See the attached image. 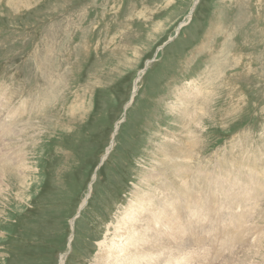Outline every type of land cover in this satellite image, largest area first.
<instances>
[{"label": "rangeland", "instance_id": "rangeland-1", "mask_svg": "<svg viewBox=\"0 0 264 264\" xmlns=\"http://www.w3.org/2000/svg\"><path fill=\"white\" fill-rule=\"evenodd\" d=\"M196 1L0 0V264H97L178 143L188 229L145 264H264V0Z\"/></svg>", "mask_w": 264, "mask_h": 264}, {"label": "bare ground", "instance_id": "bare-ground-1", "mask_svg": "<svg viewBox=\"0 0 264 264\" xmlns=\"http://www.w3.org/2000/svg\"><path fill=\"white\" fill-rule=\"evenodd\" d=\"M197 3H198V0L196 1L195 5ZM194 7H193V9H194ZM190 17H191V14L189 15V18ZM137 81L138 82L140 81V77L138 78ZM138 82L136 83V89H138ZM189 98H191V99H189ZM193 100L194 99L192 97H186L184 95H183V98L180 99L181 105L182 104L185 105L186 101L192 102ZM191 109H190V111H191ZM184 112H185V117L190 115V116H192V118H193L192 120L194 121V119H195L194 113L189 112V110H187V109H185ZM182 117H183V115H182ZM9 124H12V122H9ZM15 124H16V122H15ZM15 124L13 123L12 126H15ZM5 126H6V124H5ZM16 127H19V126H16ZM7 130H9V132H11L12 135L15 133V132L12 133V130L8 125H7ZM16 130H19V129H16ZM18 133H20V135H21L20 130ZM8 135H10V133ZM16 136H19V135L16 134ZM176 136H178V135H176ZM10 142H11V139H10ZM187 144L188 143H186L185 145L183 143L182 144L178 143L177 146H175V147L172 145L171 147H173V149L171 147H170L171 150L168 148V150H170L171 155H169L168 152H164V154L166 155L165 160L168 162L174 161V164L173 165H172V163L170 164L171 166H173V169L170 171L171 174L162 175L163 181L158 182L159 185H157V186L153 185L151 183L153 177H151L149 175L145 176L143 179H141L140 182L142 184H139L138 189L136 188L137 190L134 192L135 199L130 200L128 207H126L125 210H123V213L120 214L121 216L118 218L117 226H115L114 230L111 231L113 234L111 241L114 240V242L112 243V245L114 247L110 248V249L108 247H106V249H107L106 255H102L101 253H98L99 260L97 261V264H141L140 262L142 261V259L144 257L145 258H144L142 264H145L148 260L150 261V259L148 257L150 252H153V250H155L157 248L163 249V246L165 245L166 241L171 240L172 237L182 236L183 229L184 228L188 229V226L185 224V222L183 221V218H182V212H183V208L185 207V205L181 202L180 199L176 200V201H178V203L175 204L172 201L173 197L170 194L166 193L167 191L170 192V187H174V189L177 191V193L180 190V188H182L184 190V192L187 193L188 178H187L186 174L191 171L192 162H190L189 166L186 162L185 163L187 166L184 165L185 163H183V164H181L182 162L179 163L181 159L185 160L186 157L191 161L192 153H193L192 151H194V149H193L192 144H190V143L188 145ZM7 145H9V144H7ZM26 145L27 144H25V147H26ZM13 146H12V148H13ZM184 146H186V147H184ZM189 147H190V150H189ZM14 148H16V147H14ZM9 149H10V145H9ZM7 150H8V148H7ZM13 150H15V149H13ZM163 151H164V148H163ZM12 155H14V154H12ZM26 155H27V153H26ZM16 156H18V160H19V162H21L22 157L20 155H16ZM22 156L24 157V155H22ZM193 156H196V155H193ZM197 156H198V154H197ZM14 160H16V159H14ZM195 160H197V159H195ZM16 163L17 162H15L13 164H16ZM26 167H27V165H26ZM28 167H29V165H28ZM23 169L25 170V168H23ZM224 174H222V175H224ZM151 175H152V173H151ZM227 177H228V175H227ZM176 180L178 182H176ZM165 181L167 182L166 186H164ZM217 181H218V183H220V182H222V179L219 178V179H217ZM253 182H255V181H253ZM242 183L245 184L246 182L244 181ZM234 184L236 186L237 182L235 181ZM147 186L153 187V188L148 192L144 191L145 193L143 194L142 191L144 189H147ZM208 187H210V184H208ZM226 189H227V187H226ZM89 190H90V192L92 191V183L90 184ZM157 191H160L161 195L164 194L163 199H161L160 194L157 193ZM227 191H229V190L227 189ZM224 193H226V192H224ZM229 193H230V191H229ZM210 194H213V192L211 190H210ZM86 199H85V201H86ZM213 199H216V198H213V195H210V197L199 198L200 201L209 205L210 209H211V207L214 206V201H216ZM85 201H84V203H85ZM203 207H204L203 204H201V203L199 204L197 202L192 201V205H191L192 217L194 218L197 215L198 211H200V210H202L204 212V214L207 216V213L204 211ZM231 216H232V219H231L232 222L241 220V218L239 216H237L236 214L231 215ZM247 225H248V223H247ZM111 227H112V225H111ZM228 232H230V230H228ZM237 232H238V230H237ZM257 241H258V239H257ZM258 244H259V242H258ZM103 245H101V247ZM102 252L104 253L103 250H102ZM121 252H123V253H121ZM65 258L66 257L63 254L61 256V259H60V264H64ZM246 258H247V255H246Z\"/></svg>", "mask_w": 264, "mask_h": 264}]
</instances>
